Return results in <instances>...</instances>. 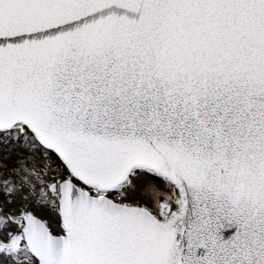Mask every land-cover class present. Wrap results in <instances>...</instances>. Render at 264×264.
<instances>
[{"label": "snow or ice", "instance_id": "1", "mask_svg": "<svg viewBox=\"0 0 264 264\" xmlns=\"http://www.w3.org/2000/svg\"><path fill=\"white\" fill-rule=\"evenodd\" d=\"M0 264H264V0H0Z\"/></svg>", "mask_w": 264, "mask_h": 264}]
</instances>
